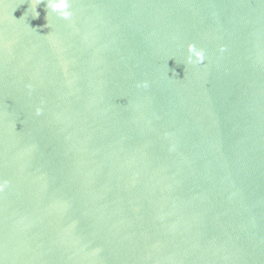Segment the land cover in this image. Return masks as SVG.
<instances>
[{
	"label": "water",
	"instance_id": "obj_1",
	"mask_svg": "<svg viewBox=\"0 0 264 264\" xmlns=\"http://www.w3.org/2000/svg\"><path fill=\"white\" fill-rule=\"evenodd\" d=\"M46 4L0 0V264H264V0Z\"/></svg>",
	"mask_w": 264,
	"mask_h": 264
},
{
	"label": "clouds",
	"instance_id": "obj_2",
	"mask_svg": "<svg viewBox=\"0 0 264 264\" xmlns=\"http://www.w3.org/2000/svg\"><path fill=\"white\" fill-rule=\"evenodd\" d=\"M41 0H37V5ZM46 7L48 11L55 13L59 18L64 20H71L73 17V12L70 7V0H47ZM37 8V6H36ZM34 9L35 15L33 17H38L39 13ZM223 51V49H221ZM186 61L190 64L192 63H203L205 56L202 49H197L194 44H189L187 46V56ZM147 85L145 84V87ZM99 251V249H97Z\"/></svg>",
	"mask_w": 264,
	"mask_h": 264
}]
</instances>
